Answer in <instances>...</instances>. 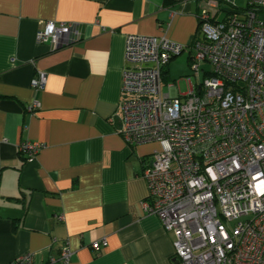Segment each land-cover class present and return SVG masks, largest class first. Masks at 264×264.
I'll return each mask as SVG.
<instances>
[{"label":"crops","instance_id":"obj_1","mask_svg":"<svg viewBox=\"0 0 264 264\" xmlns=\"http://www.w3.org/2000/svg\"><path fill=\"white\" fill-rule=\"evenodd\" d=\"M201 5L0 0V264L27 253L47 264L64 241L69 264H178L171 236L141 208V169L157 146H127L117 134L122 50L130 35L184 46L161 75L162 94H184L166 85L189 68ZM48 21L74 24L77 41L55 50L35 44ZM36 72L45 74L41 90L30 87ZM32 102L38 107L28 111ZM24 141L43 146L30 162L17 152Z\"/></svg>","mask_w":264,"mask_h":264},{"label":"built area","instance_id":"obj_2","mask_svg":"<svg viewBox=\"0 0 264 264\" xmlns=\"http://www.w3.org/2000/svg\"><path fill=\"white\" fill-rule=\"evenodd\" d=\"M199 1L189 69L197 79L207 63L208 78L186 79L185 93L168 98L162 71L184 46L165 35L126 36L117 134L127 146H157L141 169V208L171 236L178 264H264V0H244L240 11L231 0ZM77 38L74 24L50 21L34 33L35 44L53 50ZM44 84L36 72L30 87ZM166 88L176 92L175 82ZM42 148L24 141L17 152L30 162ZM104 245L100 239L90 249ZM71 254L64 241L47 264H69ZM6 264L33 263L27 253Z\"/></svg>","mask_w":264,"mask_h":264},{"label":"rangeland","instance_id":"obj_3","mask_svg":"<svg viewBox=\"0 0 264 264\" xmlns=\"http://www.w3.org/2000/svg\"><path fill=\"white\" fill-rule=\"evenodd\" d=\"M233 5L237 8V9H242L244 7V0H231ZM219 19L223 18L225 16V13L219 12L218 14ZM177 60L179 59L178 57L176 58ZM176 60V61H177ZM200 71H199V75L196 78H194L192 76V72L190 71V69L187 67V71L181 75L179 78H176L175 80L178 82L175 87L178 88V91L181 93L185 92V85L184 82L182 80H186L188 79L190 81L191 84L195 85L198 82L202 81L203 79L208 78V74L206 73H211V66L208 65L207 63H201L200 65ZM162 91H164V88H162Z\"/></svg>","mask_w":264,"mask_h":264},{"label":"trees","instance_id":"obj_4","mask_svg":"<svg viewBox=\"0 0 264 264\" xmlns=\"http://www.w3.org/2000/svg\"><path fill=\"white\" fill-rule=\"evenodd\" d=\"M235 8H236V7H235ZM221 9H222V10H221L222 12H224L225 14L227 13L226 10H223V8H221ZM240 10H244V8H242V9H237V8H236V11H240Z\"/></svg>","mask_w":264,"mask_h":264}]
</instances>
